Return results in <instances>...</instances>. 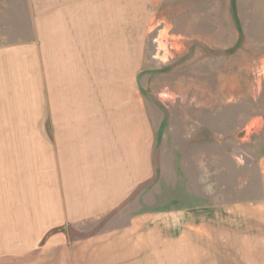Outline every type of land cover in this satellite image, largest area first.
<instances>
[{"label":"rangeland","instance_id":"374dc122","mask_svg":"<svg viewBox=\"0 0 264 264\" xmlns=\"http://www.w3.org/2000/svg\"><path fill=\"white\" fill-rule=\"evenodd\" d=\"M29 2L0 0L27 51L0 83V264H264V0H96L111 23L47 74Z\"/></svg>","mask_w":264,"mask_h":264},{"label":"crops","instance_id":"0c3cea01","mask_svg":"<svg viewBox=\"0 0 264 264\" xmlns=\"http://www.w3.org/2000/svg\"><path fill=\"white\" fill-rule=\"evenodd\" d=\"M29 1H30L29 3L31 7L32 17L35 16L38 19V21L33 20V22L35 23V26L37 27L36 32H37L38 42L33 43L31 45V51L34 53L37 52L38 56H36L35 58L38 57L39 62H43L41 63V66L45 68V74H47V67H48L47 61L49 59V55L51 57L54 54L56 55L55 66H57V69L58 67H61V69L63 68L69 69L70 66H74V67L79 66L77 63V60H78L77 53L83 50V48L80 49L81 44L79 41V36L82 35L80 37L83 39L85 38L84 40H86V38L91 37L90 34L86 33V31L84 30L83 23L85 21L87 22L94 21L95 24L102 23V26L104 25L108 26V24H110L111 21L107 22L104 19V22L99 23L100 18L102 17L101 12H103V15L104 13L107 12L109 16H113V12H114L112 3L105 2V3H98L97 5L96 0H38V2L36 0L34 1L29 0ZM126 7H127V2L126 4H122V3L118 4L116 2L114 8L118 10L117 14L121 17L120 22L122 21V19H124L123 20L124 22L122 25L119 24L118 22L112 26V27H116V29L107 27L108 28L107 30L106 28L102 30L104 33V36H107L109 40V47H110L109 50H111L110 57H113V58L115 56V52L117 51L116 43H118L119 41L118 39L121 40V37L126 36L129 31L128 28H126V30L123 29L122 34H121L120 30L119 29L117 30L119 26H122V28H124L125 26H128ZM99 10H101V12ZM121 15L123 16V18ZM2 34L0 35V39L2 37ZM54 42L56 46L55 48L53 45ZM88 45L90 46L87 48V50L90 52V56L92 57V59L95 60L96 57L98 58V56H100V54L97 55L96 53L101 48H97L95 43L93 45L92 41ZM24 48L25 47L15 48L9 45L0 47V83L7 84V82L9 81L10 75L11 77L15 75L16 62L18 60L17 57H22V59L24 60L22 62L25 65L26 57L24 56V54L22 56V50L24 52H27V51ZM31 58H33V56L29 55L30 61H31ZM65 72L66 71H64L63 73V70H62L61 72L59 71L55 72V74L58 75L59 73L61 75V74H65ZM66 74H70V72H67ZM12 83H14L13 80H12ZM14 89H16V87ZM8 97L9 96H5V99H8ZM80 157H83V156H80ZM99 169L105 170L103 166L99 167ZM67 177L69 179L72 178V176H70L69 174H67ZM124 178H127V177H124ZM93 185H94L93 188L96 192V195H99V196H96L95 197L96 199H93L92 202L96 201V203H101V204L103 203L104 206L109 205L112 201V198L110 197V195L109 196L102 195L101 188L108 189L109 186L111 187V184L98 182L97 184L94 183ZM127 187L128 186L125 184L122 187L118 186L117 190H115L114 193H116V195L117 194L120 195L126 190ZM100 194L102 196H100Z\"/></svg>","mask_w":264,"mask_h":264}]
</instances>
